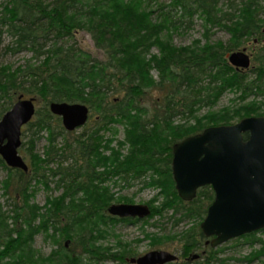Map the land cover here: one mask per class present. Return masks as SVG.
<instances>
[{"label": "trees", "instance_id": "16d2710c", "mask_svg": "<svg viewBox=\"0 0 264 264\" xmlns=\"http://www.w3.org/2000/svg\"><path fill=\"white\" fill-rule=\"evenodd\" d=\"M151 1L153 0H52L49 2L6 0L2 6L3 19L5 16L8 18L7 31L14 38L16 45L14 48L28 49L34 54L16 69L10 65L0 66V100L7 97L10 102L9 105L0 104V108L2 107L0 118L10 109L16 95L43 99L45 107L37 111L36 120L30 124V128L35 130V134H40L44 130L49 133L50 160L48 159L46 163L54 162L60 156V150L54 146L59 128L53 124V120L58 118L52 115L48 108L51 101L63 100L89 104L99 118L98 128L107 125L115 117L120 118H115L116 121L124 120L130 124L132 112L144 115L148 112L142 107L145 106L143 100L155 87L161 93L156 102L159 110L147 113L148 117L142 119L139 115L135 124L137 132L147 140L145 146L150 144L147 148L155 149L146 156H139L140 154L126 156L125 161L118 157L114 170L120 172L126 168L124 172H131L126 167V163L130 161L133 172L147 168L156 170L161 177L166 175L169 179L170 176L171 198L167 197L170 199L166 201V211L170 209L178 211L182 207L186 212L184 216L197 215L202 218L206 214L205 209L214 199V193L208 188L205 191L201 190L190 205L177 196L171 179L173 144L200 132L207 126L230 124L256 112L253 108L246 107L249 105L239 106L236 109L224 108L219 114L215 111L210 112L189 128L179 126V129L170 130L174 122L173 117L175 114L184 113L194 115L197 106L201 104L215 105L228 90H238L243 95L254 90H263L264 47L253 59L255 65L251 69L253 77H250L247 73L234 71L230 66L226 54L231 49L223 42L209 44L201 49L198 48V51L190 52L185 48L163 44L160 41V32L164 29L162 26L167 25L170 30L177 27L176 22L169 11L159 15L164 21L155 24L151 18L154 14ZM155 1L158 3L159 0ZM172 1L182 8L184 14L200 11L204 20H209L211 25H222L231 34V42H235L234 48L245 38L254 36L264 38L262 0H225L224 3L221 2L222 0ZM72 11L74 13L70 15ZM5 24L4 22L1 28ZM78 29L89 31L97 47L104 52L105 61L97 59L83 47L68 46L67 40L75 37V31ZM52 40L54 44L49 45V41ZM154 43L162 47V54L147 61L144 55L148 54ZM41 54H44V58L39 57ZM152 68L159 71L160 80L148 78ZM99 74H101L100 78H98ZM87 90L90 93H87ZM111 91L122 92V97L111 98L109 95ZM84 94L88 97H82ZM245 97L242 96L244 99ZM88 139L87 143L91 144V147L88 144L84 146L81 140L76 142L78 169L71 171L70 167L59 164L53 171L54 176L61 177V182H67L68 179L67 189L70 190V195L78 191L95 192L96 183L104 180L105 173L96 169L93 161V150L103 139L94 133ZM34 141L32 139L30 144H34ZM0 163L9 171L8 185H14L13 181L18 177L17 186L27 184L25 190L28 191L29 186L24 179L31 170L29 173L13 170L2 158ZM111 170L112 167H108L105 171L113 173L114 171ZM34 175L45 177L44 173H40L39 168H34ZM18 191L21 192L20 189ZM65 200L64 195L56 199V202L49 206V210L42 214L43 219L39 224L34 222L32 209L24 203L22 212L17 216L20 221L19 229L13 231L3 225L4 218L1 216L0 247L3 246L4 250L0 252V264H5L3 260L9 254L13 256L26 247H31L36 232L50 231L57 234L63 233L64 230L66 235L79 232L69 238L64 236L58 241V250L63 255L64 262L84 264L83 255L88 256L90 260L116 262L117 253L109 252V249L102 250L95 243L94 233L97 228L99 229L98 223L94 220L98 212L94 209L95 206L78 209L74 204L65 206ZM108 200L106 196L102 197L104 204H107ZM101 205L104 211L106 205ZM152 210L154 216L158 209L152 207ZM107 220L115 219L110 216ZM14 232L19 234V237L14 239L15 245L14 242L9 241ZM252 236H255V233L242 237L252 238ZM67 239L70 240L69 247L64 244ZM204 242L205 238L201 231L188 232L184 237L183 255L202 249ZM218 252L221 253L222 250ZM217 254L211 249L204 264H225L224 261L216 258ZM187 264H202V262L196 260Z\"/></svg>", "mask_w": 264, "mask_h": 264}, {"label": "rangeland", "instance_id": "374dc122", "mask_svg": "<svg viewBox=\"0 0 264 264\" xmlns=\"http://www.w3.org/2000/svg\"><path fill=\"white\" fill-rule=\"evenodd\" d=\"M170 1L171 0H159L158 4L167 5ZM5 2L6 0H0V10ZM221 2L224 3L226 1L222 0ZM262 3L264 4V0H262ZM154 7H156V4ZM166 11L169 13L168 10ZM170 13H172L177 27L169 30L167 25L162 26L164 29L160 32V41L163 44H170L176 48H185L189 51H198V48L201 49L209 44L223 42L224 45L230 47V52L246 48L252 60L264 47V38L254 36L252 38L243 39L239 42V46L234 48L235 42H231V34L229 31L219 25H211L207 28L205 26L204 16L200 11H195L194 13L196 14L190 16L189 14H184L181 8H175L170 11ZM158 16L157 14L151 15L152 21L155 24H160L156 20ZM162 18L163 17H161V21H164ZM76 39L77 44L72 41L69 46L76 45L75 48L83 47L90 51L97 59L105 61L106 57L104 56V52L97 47L89 31L86 29H78L76 31ZM152 41L153 40H151V42ZM53 42V40L49 41V45ZM158 45L159 44L154 43L148 54L144 55L147 61L151 60L154 56H161L162 47ZM14 47H16L14 38L10 35L9 31H7L6 27H0V66L10 65L13 69H16V67L25 64V62L32 57L33 52L31 50H18ZM253 65H255L254 62ZM246 73L249 74L250 77H253L251 70ZM159 74L156 68H152L148 78L158 81L160 80ZM100 77L101 74L98 75V78ZM86 92L90 93L89 90ZM109 95L111 98H121L122 92L111 91ZM159 96H161V93L154 87L144 98L143 104L154 107L158 104L156 102ZM242 96H246L245 99L242 98ZM82 97L86 98L88 96L84 94ZM36 100L38 109L43 110L45 107L44 100L39 97H36ZM252 103L254 104L252 105ZM0 104L3 106L4 101L0 100ZM239 106L253 108V111L256 112H254V115H264V89L254 90L247 95H243L242 92L238 90H228L222 95L217 104H201L197 106L194 115L191 113L175 114L173 117L174 122L170 130L179 129V126L189 128L190 125L197 124L198 121L212 111L219 114L220 110H224V108L236 109ZM1 109L2 107L0 110ZM92 110L91 120L87 125L79 128L73 133H69L65 130L61 119L58 118L53 120L54 126L59 128V135L56 138L54 146L60 150V156L54 162L51 161L46 163L49 159V133L44 130L40 134H35L34 129L31 130L28 128L24 130L22 136L24 144L19 152L31 168V172L27 174L24 179L29 187L27 186L28 191H26L25 185L27 184L17 186L19 184L18 177L13 181L14 185H8L7 179L9 171L0 163V217L2 216L4 218V224H2L7 226L11 231L19 229L20 221L17 219V216L22 212V205L24 203L32 209L33 218L35 219L34 222L39 224L43 219L42 214L48 211L49 206L63 195L66 196L64 202L65 206L74 204L75 207L79 209L94 205L95 208H93L99 212L98 215L103 212L101 204L106 205L105 208L108 207V205L118 203L147 204L151 205L154 209H158V211L154 213L155 215L148 221L126 223L107 220L109 223L111 222V227H109L108 231L104 230V228L101 230L97 228V231L94 233L96 245L102 250L109 249V252L117 253L116 262H102L98 259L90 260L88 256L83 255V263L128 264L126 263V257L140 256L152 250L169 251L170 253L179 255L181 262H186V258L189 256H183V247L185 244L184 237L188 232L201 231V218L197 217V215L189 217L184 216L186 212L182 207H180L178 211L173 209L166 211V201L171 198L169 196L170 176L169 179L166 175L161 177L156 170L147 168L145 169L148 171V175L156 174L153 181L150 177L147 179L143 177L132 178L133 175L128 171L111 173V175L105 173L104 180H102L103 182L96 183L97 188L95 192L78 191L70 195V190L68 191L67 189V184H69L68 179L67 182L65 181L66 183L61 182L60 176L53 175V171L59 164L63 167H70L71 171L78 169L79 161L76 154V142L81 140L84 146H86L89 136L93 134L98 127L95 111L94 109ZM132 113V119L130 118L129 121L130 124L126 123V121L125 123L112 124L110 127L108 126V130L102 132L104 139L102 142L97 143V147L93 150V161L97 167L96 169L99 171L100 169L107 170V168H104L105 164H108L109 167L116 165L118 157L123 160V157H130L135 154H137V156L139 154V156H146L155 149L154 147L148 149L147 147H150V144L145 146L147 140H144L141 133H138L135 127L139 115L142 119L143 117H148L149 114ZM32 139L35 140L34 144H28ZM90 145L91 144H88V146ZM114 161L115 163H112ZM34 168H39L40 173H44L45 177H38L39 175L33 176ZM147 181L148 183L146 184L145 182ZM18 189H20L21 192L18 191ZM105 196L109 198L107 204H104L102 201V197ZM167 197L170 198L168 199ZM16 220H18L17 224ZM78 233L77 231L76 233H67L66 235V230H64L63 233H54V236L53 232L50 231L36 232L31 247H26L13 256L9 254L4 260L2 259L3 263L69 264L68 262H64L65 259L58 250V241L64 236L65 238H69V236H75V234ZM16 234L15 232L12 234L14 239L19 237V234ZM15 243L16 242L13 244L15 245ZM3 250L4 247L1 246L0 252ZM77 250L80 249L77 248ZM221 250L223 251L221 253L216 251L218 253L216 258L224 261L225 264H264V230L258 231L255 236H252L250 239H248V237L233 239L226 244V248L221 246ZM201 261L204 262L205 259Z\"/></svg>", "mask_w": 264, "mask_h": 264}, {"label": "water", "instance_id": "95a60500", "mask_svg": "<svg viewBox=\"0 0 264 264\" xmlns=\"http://www.w3.org/2000/svg\"><path fill=\"white\" fill-rule=\"evenodd\" d=\"M230 61L249 67L244 52L233 53ZM53 112L63 115L68 128L84 124L88 108L81 104L55 103ZM35 114L32 100H20L0 121V154L6 163L28 171L19 154L21 127ZM249 132V138L243 134ZM173 175L180 196L195 197L198 187L212 184L216 198L201 225L206 236L217 235L213 246L264 228V117L245 118L235 125L211 127L186 138L173 148ZM110 213L121 217H145L146 205L117 204ZM68 245V243L66 244ZM174 257L164 251H152L139 264H162Z\"/></svg>", "mask_w": 264, "mask_h": 264}, {"label": "bare ground", "instance_id": "6f19581e", "mask_svg": "<svg viewBox=\"0 0 264 264\" xmlns=\"http://www.w3.org/2000/svg\"><path fill=\"white\" fill-rule=\"evenodd\" d=\"M47 2H49V1H52V0H46ZM156 4V7H154V5ZM220 5V7H222V5L221 4H219ZM151 8H152V10H153V12H154V14L153 15H155V14H157V15H162V14H164V13H167V11L166 10H168V11H172V10H174L175 8H181L178 4H174V2L171 0L170 1V3L169 4H167V5H161V4H158L157 3V1H155V0H153V1H151ZM223 8V7H222ZM182 9V8H181ZM225 9V8H224ZM223 9V10H224ZM74 12L72 11L71 12V14L70 15H72ZM196 13H194V12H191V13H189V15L190 16H193V15H195ZM3 16H4V10H3V8L1 7V10H0V27H2V24H4V22L6 23L5 24V26L4 27H6V29H8V27H9V22H8V18L5 16V20L3 19ZM186 16V15H185ZM205 19V18H204ZM156 20L160 23L161 22V17L160 16H158L157 18H156ZM205 24L206 25H208L207 26V28H209V26H211V22H209V20H205ZM205 25V26H206ZM216 25H219L220 27H222V25H220V24H216ZM3 27V28H4ZM222 28H224V27H222ZM77 31V30H76ZM75 31V32H76ZM68 46L72 43V41L73 42H76L75 44H77V39H76V36L75 37H72V38H69L68 40ZM52 44H54V42L53 43H51V45ZM73 47H76V45H72ZM72 46H70V47H72ZM189 51V50H188ZM190 52V51H189ZM237 52H244L247 56H249V59H250V65H249V67H242V66H237V65H235V64H233L231 61H230V56L233 54V53H237ZM34 54V53H33ZM33 54H32V56H33ZM39 57H41V58H44V54H41V56L39 55ZM226 58H227V60H228V63L230 64V66L234 69V71H236V72H240V73H246V72H248V71H250L253 67H254V65H253V60H252V57H251V55H249L248 53H247V49L246 48H244V49H242V50H238V51H233V52H228L227 54H226ZM111 97V96H110ZM33 99V102H34V105H35V114L32 116V118L27 122V123H25V124H23L22 125V127H21V145H20V147L18 148V150L20 151V148L23 146V140H22V136H23V133H24V130L25 129H31L30 128V124L32 123V122H34L35 120H36V113H37V111L39 110L38 109V107H37V100H36V97H26V96H24V95H16V97L15 98H13V104L11 105V107H10V109L9 110H7L4 114H3V116L0 118V121L3 119V117L20 101V100H32ZM115 99H119V97L118 98H115ZM3 101H4V104L3 105H5L6 103L9 105V99L6 97V98H4L3 99ZM55 103H68V104H81V105H85L87 108H88V118H87V120H86V122L84 123V124H82V125H80V126H77V127H75V128H68L66 125H65V123H64V117H63V115H60V114H57V113H55V112H53V110L51 109V105L52 104H55ZM143 108H145L148 112L147 113H152V112H155V111H158L159 110V106H158V104L156 105V106H149V105H145V106H142ZM48 108H49V111H50V113L52 114V115H54V116H56L57 118H59V119H61V121H62V124H63V127L65 128V130L67 131V132H69V133H73L74 131H76V130H78L79 128H82V127H84L85 125H87V123L91 120V112L93 111L92 109V107L91 106H89L88 104H86V103H84V102H69V101H51L50 103H49V106H48ZM95 114H96V112H95ZM250 117H264V115H260V116H257V115H251V116H246V117H243V118H241V119H239V120H237L236 122H232V123H230V124H219V125H210V126H207V127H205L204 129H202L200 132H198V133H195V134H192V135H189V136H187V137H185V138H183V139H181V140H179V141H177V142H175L174 144H173V146H172V160H173V148H174V146L177 144V143H179V142H181V141H183V140H185L186 138H188V137H191V136H194V135H197V134H200V133H202L204 130H206L207 128H211V127H218V126H228V125H235V124H237V123H239L240 121H242L243 119H245V118H250ZM115 118H118V119H120L119 117H115ZM115 118H113L112 119V121L110 122V123H108L107 125H105V126H101V127H97V129L95 130V132H94V135H96V136H99V138L100 139H104L103 137V131H105V130H108V126L110 127L112 124H118V123H125V121L124 120H119V121H116L115 120ZM96 121H97V124H98V121H99V118H98V116H97V114H96ZM99 125V124H98ZM32 130V129H31ZM249 135H250V133L249 132H247V133H244L243 134V136H244V139L245 140H247L248 138H249ZM31 141V140H30ZM30 141L28 142V144H30ZM35 142V141H34ZM26 145V144H25ZM19 154H20V152H19ZM21 155V154H20ZM22 156V155H21ZM0 158H2V160L6 163V161H5V159L3 158V156H2V154H0ZM22 158H23V156H22ZM24 159V158H23ZM125 159V157H123V160L122 161H125L124 160ZM24 161H25V163L28 165V167H29V169H28V171H25L24 169H22V168H15V167H11V166H9L7 163H6V165L9 167V168H11V169H13V170H19V171H22V172H25V173H29L30 172V170H31V168H30V166H29V164L27 163V161L24 159ZM113 163H115V161L113 162ZM118 163V162H117ZM117 163H116V165H117ZM172 163H173V161H171V178H172V181H173V184H174V188H175V191H176V193H177V196L183 201V202H185L187 205H190V203L194 200V199H196L197 198V196H198V194H199V192L201 191V190H208V189H210L213 193H214V199H213V201L208 205V207L205 209V211H206V214H205V216H203L202 218H201V222H200V229H201V232L203 233V235H204V238H205V242H204V249L202 248V249H200V250H197V251H194V252H192V253H190L188 256L189 257H187L186 258V262H181V258H180V256L179 255H177V254H174V253H170L169 251H165V250H152V251H164V252H166V253H169V254H171L174 258L172 259V260H170V261H166V262H164V263H162V264H187V263H189V262H194V261H196V260H199L200 262H202L201 260H203V259H205V261L204 262H202V264H204V263H206V261H207V259H208V252L209 251H211V249L212 250H215V251H218V250H220L221 249V246H224V248H226V244L227 243H229L230 241H232L233 239H229V240H227V241H224V242H222V244H219V245H217V246H213L212 245V241L215 239V238H217V235H213V236H206L205 235V233L202 231V228H201V225H202V223L204 222V220H205V218L207 217V215H208V210H209V207L212 205V203L214 202V200H215V198H216V192H215V190H214V188H213V185L212 184H205V185H202V186H200V187H198V189H197V191H196V195H195V197L194 198H192V199H190V200H185V199H183L181 196H180V194H179V192H178V190H177V184H176V182H175V179H174V175H173V169H172ZM130 164H131V162L129 161V162H127L126 163V167H127V169L128 170H130L131 172V174L133 175V177L132 178H137V177H143L144 179H147L148 177H150L152 180H154V178L156 177V174L154 173V174H151V175H148V171L147 170H145V169H138V171H136V172H133V170L131 169V166H130ZM116 165H114V166H112V170L111 171H114L113 173H120V172H124V169H126V168H124L123 170H120V172L119 171H117V170H114V169H116L115 168V166ZM109 167V165L108 164H105L104 165V168H108ZM101 170V169H100ZM101 171H103L104 173H107L108 175H111V173H109V172H107V171H105L104 169H102ZM116 175H119V174H116ZM149 181V180H148ZM148 181L147 182H145L146 184L148 183ZM150 182V181H149ZM208 188V189H207ZM118 204H128V205H146V206H148L149 207V209L151 210V213L149 214V215H147V216H145V217H139V216H136V217H133V216H127V217H121V216H119V215H113L112 213H110V207L112 206V205H117V204H111V205H108V207H106L105 208V210L102 212V214H100V215H98V213L99 212H97V216H95L94 217V220H95V222H97L98 223V227H99V229H103L104 228V230H107L108 231V229H109V227H111V222L109 223V221H107V218L108 217H113L115 220H112V221H115V222H126V223H137L138 221H148L151 217H152V214H153V210H152V207H151V205H147V204H131V203H118ZM262 230H264V228H262V229H259V230H257V231H254V232H251V233H247V234H245V235H250V234H256L258 231L260 232V231H262ZM242 237V236H241ZM239 238V237H238ZM251 237H248V239H250ZM236 239V238H235ZM10 242L12 241V242H14L15 240H14V237H12V239L11 240H9ZM68 243V245H66ZM65 246L66 247H69V245H70V240L69 239H67L66 241H65ZM152 251H149V252H147V253H145V254H143V255H140V256H129V257H126V263H128V264H139L137 261H135V262H133L132 260L133 259H135V260H138L139 258H141V257H143L144 255H146V254H148V253H150V252H152ZM199 251H201V252H199ZM223 252V251H222ZM184 256V255H183Z\"/></svg>", "mask_w": 264, "mask_h": 264}]
</instances>
